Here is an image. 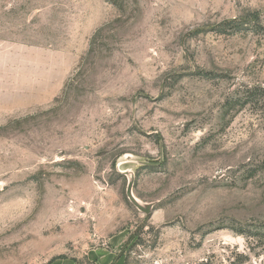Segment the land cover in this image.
<instances>
[{"label":"rangeland","instance_id":"rangeland-1","mask_svg":"<svg viewBox=\"0 0 264 264\" xmlns=\"http://www.w3.org/2000/svg\"><path fill=\"white\" fill-rule=\"evenodd\" d=\"M258 26L264 0H0V264L247 253L264 95L237 98L264 89Z\"/></svg>","mask_w":264,"mask_h":264},{"label":"trees","instance_id":"trees-1","mask_svg":"<svg viewBox=\"0 0 264 264\" xmlns=\"http://www.w3.org/2000/svg\"><path fill=\"white\" fill-rule=\"evenodd\" d=\"M257 28L264 31L262 27L258 26ZM257 92H261L264 95V89L262 87L254 86L250 89H246L242 93V96L237 98V101L240 102L242 106L247 105L256 98L257 95L255 94ZM233 230L248 240V252L236 253L229 261V264H264V219L255 225H250L249 228L247 227L244 229L239 227ZM253 259H255V261H253Z\"/></svg>","mask_w":264,"mask_h":264},{"label":"water","instance_id":"water-1","mask_svg":"<svg viewBox=\"0 0 264 264\" xmlns=\"http://www.w3.org/2000/svg\"><path fill=\"white\" fill-rule=\"evenodd\" d=\"M126 194H127V198L130 201V203L134 205V207H136L139 211L145 214L151 211L150 205L143 204L134 197L131 191V182L128 183Z\"/></svg>","mask_w":264,"mask_h":264}]
</instances>
